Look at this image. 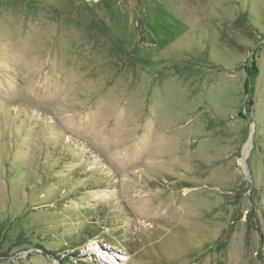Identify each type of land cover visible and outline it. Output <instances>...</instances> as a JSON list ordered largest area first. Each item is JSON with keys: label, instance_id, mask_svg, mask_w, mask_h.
Returning <instances> with one entry per match:
<instances>
[{"label": "rangeland", "instance_id": "obj_1", "mask_svg": "<svg viewBox=\"0 0 264 264\" xmlns=\"http://www.w3.org/2000/svg\"><path fill=\"white\" fill-rule=\"evenodd\" d=\"M0 264H264V0H0Z\"/></svg>", "mask_w": 264, "mask_h": 264}, {"label": "bare ground", "instance_id": "obj_2", "mask_svg": "<svg viewBox=\"0 0 264 264\" xmlns=\"http://www.w3.org/2000/svg\"><path fill=\"white\" fill-rule=\"evenodd\" d=\"M252 136H253V134H251V137L249 139V142L245 145V153L246 154L248 152V148H250V146H251V142H252V138H253ZM155 146H158L157 142L155 143Z\"/></svg>", "mask_w": 264, "mask_h": 264}]
</instances>
